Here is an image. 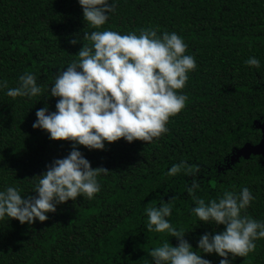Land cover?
I'll use <instances>...</instances> for the list:
<instances>
[{
	"label": "trees",
	"instance_id": "trees-1",
	"mask_svg": "<svg viewBox=\"0 0 264 264\" xmlns=\"http://www.w3.org/2000/svg\"><path fill=\"white\" fill-rule=\"evenodd\" d=\"M115 11L101 30L127 34L152 28L183 38L197 67L182 90L185 108L167 124L168 131L151 143L123 138L104 150L77 145L98 177L100 191L93 199L78 197L56 206L44 222L21 224L0 220V264H152L150 250L175 237L148 232L145 208L170 197L167 219L183 229L194 251L211 264L222 259L203 254L198 241L224 225L199 222L187 189L195 181V196L206 203L223 193L251 190L254 200L243 213L264 222V158L231 161L245 144L257 145L264 126V0H110ZM87 26L78 0H0V82L18 86L32 73L42 93L36 97L6 95L0 88V191L13 186L23 197L35 196L38 178L55 159L72 150L69 141H54L34 129L36 111L47 105L55 77L83 46ZM80 42L72 45L70 40ZM87 43V41H84ZM250 57L259 68L245 64ZM185 162L199 171L168 175ZM246 257L229 256L230 264H264V239Z\"/></svg>",
	"mask_w": 264,
	"mask_h": 264
},
{
	"label": "clouds",
	"instance_id": "clouds-1",
	"mask_svg": "<svg viewBox=\"0 0 264 264\" xmlns=\"http://www.w3.org/2000/svg\"><path fill=\"white\" fill-rule=\"evenodd\" d=\"M87 26L95 29L83 33V46L65 70L56 77L50 95L58 98L56 111L47 105L36 111L34 129H42L54 141H69L70 153L55 159L47 171L37 176L35 196L23 197L20 190L10 186L0 191V220H18L21 224L44 222L47 213L56 206L78 197L93 199L100 191L98 177L109 171L92 168L91 163L77 150V145L89 150H104L108 144L124 139L128 143H151L167 133V124L186 106L188 97L182 93L189 73L197 67L192 55L186 54L187 44L177 33L141 29L139 34H121L101 30L115 11L110 0H78ZM87 41V43H84ZM78 39L70 40L76 45ZM245 64L259 68L260 62L250 57ZM7 88L6 95L36 97L42 93L32 73L19 77L18 86ZM186 170L199 171L198 166L185 162L174 164L168 175ZM198 184L187 189L195 201L192 213L199 222L224 225L216 234L205 233L198 241L203 254L215 253L219 264H230L229 256L246 257L256 249L255 241L264 239V222L243 214L255 199L247 187L239 193L225 191L217 200L206 203L195 196ZM161 199L159 206L145 208L148 232L166 233L175 237L176 246L168 240L148 253L152 264H211L194 251L185 239V231L177 230L167 219L172 214L171 200Z\"/></svg>",
	"mask_w": 264,
	"mask_h": 264
},
{
	"label": "water",
	"instance_id": "water-1",
	"mask_svg": "<svg viewBox=\"0 0 264 264\" xmlns=\"http://www.w3.org/2000/svg\"><path fill=\"white\" fill-rule=\"evenodd\" d=\"M262 130V138L257 145L245 144L240 149H237L231 156V161H236L239 158L248 159L251 155H260L264 158V126H260Z\"/></svg>",
	"mask_w": 264,
	"mask_h": 264
}]
</instances>
